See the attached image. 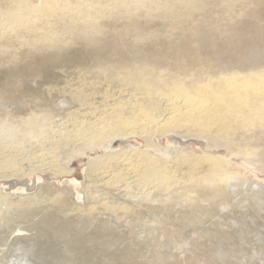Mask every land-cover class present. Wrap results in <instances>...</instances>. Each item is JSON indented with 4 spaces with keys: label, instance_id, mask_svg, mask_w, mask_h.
<instances>
[{
    "label": "rangeland",
    "instance_id": "rangeland-1",
    "mask_svg": "<svg viewBox=\"0 0 264 264\" xmlns=\"http://www.w3.org/2000/svg\"><path fill=\"white\" fill-rule=\"evenodd\" d=\"M7 1L0 0V12L12 9ZM40 1L28 0V4ZM188 1L148 0L127 16L130 0H64L66 10L39 17L36 22L41 28L27 17H20L21 25L15 28L1 29L0 24V118L21 121L39 114L54 121L66 120L69 116L60 117L62 112L79 110L76 103L82 97L78 98V92L89 87L96 89L97 103L95 109L84 105L86 119L101 109L106 91L112 92L110 98L126 101L135 91L98 70L108 66L125 69L132 60L127 58L129 54L142 53L155 68L166 67L163 73L170 79L193 78L209 66H264V0H190L198 5L192 13L188 8H177ZM88 3H96L99 13L91 18L88 34L79 35L75 29L83 26L85 10L78 14L71 11ZM50 33H56L59 42L48 41ZM151 139L159 150L148 146L136 131H116L91 146L82 143L68 150L60 165L73 169L70 173L54 177L35 171L20 179L0 177V188L14 199L19 193L37 191L40 183H51L49 194L56 199H48L42 203L44 207H21L15 212L21 222L0 225V264H264V203L259 202L264 194L253 191L254 184L264 185V164L249 162L227 145L209 147L207 138L185 136L178 130L159 132ZM176 147L211 154L221 168L245 175L248 195L214 199L204 190L197 196L191 192L195 201L190 203L182 193L154 191L156 199L145 200L149 202L141 210L97 209L86 215L72 211L74 206H86L83 182L92 157L108 150L138 149L162 163L171 160ZM88 186L95 190V200L114 199L118 203L128 197L123 187L107 186L99 179ZM244 197L249 200L242 202ZM19 227L22 233L32 235L10 238Z\"/></svg>",
    "mask_w": 264,
    "mask_h": 264
},
{
    "label": "bare ground",
    "instance_id": "bare-ground-1",
    "mask_svg": "<svg viewBox=\"0 0 264 264\" xmlns=\"http://www.w3.org/2000/svg\"><path fill=\"white\" fill-rule=\"evenodd\" d=\"M130 1V6L125 11L127 16H130L132 11L138 10L139 5H144L148 0ZM189 1L181 5L178 3L177 8L179 10L188 8L191 11L195 6H198ZM7 2L12 9L0 12L1 29L20 26V17H27L34 22L32 24L38 29L41 27L36 21L40 16L44 17L67 9L64 0H41L39 4H28V0H8ZM95 4L88 3L84 8H71L73 14L85 10V15H81L83 26L74 28L77 34L85 36L88 34L89 27H92L91 18L96 17L99 13ZM114 5L117 6L118 4L114 3ZM160 7L162 8V6ZM168 9L171 10V8ZM177 10L176 12H179ZM7 17H10L12 22H9ZM55 34L50 33L47 40L54 43L59 42L58 36L56 38ZM211 56L209 55L208 58ZM127 58L132 60L126 66L124 65L125 69L123 68V70L114 69L107 65L108 67H99L98 71H105V77L114 78V80L117 78L135 92L125 101L119 98H110L112 92L106 91L103 96L108 99L102 98L104 101L100 104L101 109L96 113L94 112L95 116L88 117L89 119H86L85 109L87 107L84 105H89V108L95 109L97 103L94 95L96 89L91 91L92 88L89 89V86L86 89L82 86V90L78 89V98L82 97L79 102L76 101V105L80 107L79 110L73 111L71 108L68 114L66 108L67 111L62 112L60 117L67 118L69 116L66 120L62 118L54 121L48 115L43 117L40 115L41 117H39V114L32 118H28L27 115L28 119L21 121L14 119L15 117L0 118V177L3 179H20L35 171L48 173L54 177L70 173L73 169H67L60 165L63 163L65 153L68 150L82 143L91 146L94 142L100 141L116 131H136L145 137L148 146H154L159 150L152 142L153 134L165 133L167 130H178L185 136L194 134L207 138L209 147L227 145L232 153L236 152L243 155L248 161L250 160L249 162L264 164V66L247 67L240 64V67L225 69L209 66L202 69L193 78L187 75L170 79L163 73L167 69L166 67L155 68L154 62L149 59L146 60L142 53L129 54ZM189 69L188 71H190ZM86 79L89 78L86 77ZM78 87L80 88V86ZM59 91L58 93H60ZM98 91H102V89ZM68 92L70 93L69 90ZM70 121L71 124L68 123ZM25 162L27 163L25 164ZM85 172L87 180L83 182V192L87 203L86 206L82 207L74 206L72 208L74 214L86 215L97 209L105 210V212H113L115 208L126 211L141 210L149 202L146 203L145 200L156 197L153 195L154 191L172 190L173 193H182L190 203L195 201V196L192 197L191 192L199 195L207 190L206 194L214 199L226 198L235 194L241 196L248 193L246 192L248 191L246 185L249 179L245 175L221 168L218 166L216 158L211 154H197L192 149H180L179 147L175 148L171 160L162 163L152 155L150 156L138 149L108 150L104 154L92 157ZM98 179L104 181L107 186L119 185L120 188L123 187L124 192H127L126 196L129 198L123 199L122 202L119 200L118 203L114 199L109 201L106 199L95 200V190L88 186V183ZM238 183L242 184L243 187H240ZM52 186L51 183H40L37 191L19 193L15 199L12 198V194L6 193L0 188V225L6 226L9 222H21L18 221L20 216H15V212L21 210V207L29 209L36 204L48 203V199L56 200L49 194ZM117 189L119 190V187ZM253 191L258 195L264 194V185L254 184ZM241 200L246 202L249 197H244ZM98 202L99 206L96 205ZM259 202L263 204L264 199H260ZM46 214L43 213L42 215ZM30 234L22 233V227H19L15 233L11 234L10 238L20 240L29 238L32 235Z\"/></svg>",
    "mask_w": 264,
    "mask_h": 264
}]
</instances>
